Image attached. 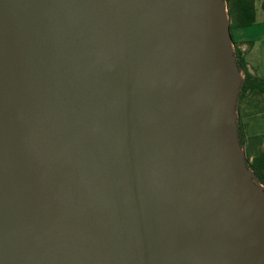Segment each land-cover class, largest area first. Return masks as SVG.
<instances>
[{
  "label": "water",
  "instance_id": "water-1",
  "mask_svg": "<svg viewBox=\"0 0 264 264\" xmlns=\"http://www.w3.org/2000/svg\"><path fill=\"white\" fill-rule=\"evenodd\" d=\"M225 0H0V264H264Z\"/></svg>",
  "mask_w": 264,
  "mask_h": 264
},
{
  "label": "trees",
  "instance_id": "trees-1",
  "mask_svg": "<svg viewBox=\"0 0 264 264\" xmlns=\"http://www.w3.org/2000/svg\"><path fill=\"white\" fill-rule=\"evenodd\" d=\"M225 3L231 19L234 56L239 70L244 75L236 106L239 113L238 139L245 150L247 167L253 171L254 179L264 187V135L248 137L244 122L248 117L264 113V79L249 71L244 45L237 42L233 35L235 31L249 28L256 23L257 0H225ZM261 8L264 9V0Z\"/></svg>",
  "mask_w": 264,
  "mask_h": 264
},
{
  "label": "crops",
  "instance_id": "crops-1",
  "mask_svg": "<svg viewBox=\"0 0 264 264\" xmlns=\"http://www.w3.org/2000/svg\"><path fill=\"white\" fill-rule=\"evenodd\" d=\"M261 3L262 0H257L256 23L235 31L233 35L237 42L244 45L249 71L264 79V9L261 8ZM244 122L248 137L264 135V113L248 117Z\"/></svg>",
  "mask_w": 264,
  "mask_h": 264
}]
</instances>
